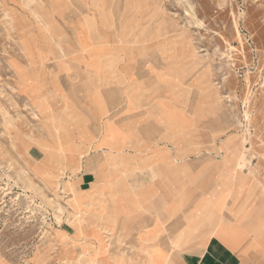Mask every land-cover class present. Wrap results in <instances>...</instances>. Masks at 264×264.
Wrapping results in <instances>:
<instances>
[{
  "label": "crops",
  "instance_id": "crops-1",
  "mask_svg": "<svg viewBox=\"0 0 264 264\" xmlns=\"http://www.w3.org/2000/svg\"><path fill=\"white\" fill-rule=\"evenodd\" d=\"M88 2L84 8L94 10L83 8L85 13L74 17L75 42L63 48L68 58L50 44L65 32L57 9L24 45L28 69L37 75L32 80L52 86L62 104L53 114L62 122L50 141L52 157H37L50 170L68 167L76 200L68 221L55 228L60 260L264 264V246L260 239L251 242L252 233L231 243L252 223L231 217L236 191L224 187L230 177L221 175V162L205 164L206 151L222 147L211 143L215 133L205 131L204 110L189 111L182 54L164 47L163 62H157L156 50L149 48L148 63L138 60V52L133 62H110L128 54L110 47L102 2ZM50 60L52 72L46 68ZM65 87L76 93L67 94ZM55 259L28 264H55Z\"/></svg>",
  "mask_w": 264,
  "mask_h": 264
},
{
  "label": "rangeland",
  "instance_id": "rangeland-1",
  "mask_svg": "<svg viewBox=\"0 0 264 264\" xmlns=\"http://www.w3.org/2000/svg\"><path fill=\"white\" fill-rule=\"evenodd\" d=\"M99 1L109 18L110 47L128 54L110 62H133L138 52V60L148 63L149 48L157 62H163L164 47L182 54L189 111L204 110L205 131L215 133L211 143L222 147L206 151L205 164L221 162V175L230 177L224 187L236 191L231 217L252 223L231 243L252 233L251 242L260 239L264 246V0ZM87 3L0 0V264L52 262L53 255L55 264H72L58 257L55 231L76 202L68 167L37 163L43 154L52 157L50 141L62 122L53 114L62 110L61 99L52 86L32 80L37 75L28 69L24 45L57 9L65 32L50 44L68 58L63 48L74 44L72 22ZM39 78L45 84L44 75ZM64 91L74 95L76 88ZM115 95L121 96L118 90Z\"/></svg>",
  "mask_w": 264,
  "mask_h": 264
}]
</instances>
